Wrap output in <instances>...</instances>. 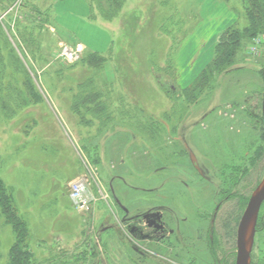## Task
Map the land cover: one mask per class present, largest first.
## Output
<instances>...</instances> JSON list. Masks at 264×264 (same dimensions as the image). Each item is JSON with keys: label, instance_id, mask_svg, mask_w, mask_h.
Returning a JSON list of instances; mask_svg holds the SVG:
<instances>
[{"label": "rangeland", "instance_id": "374dc122", "mask_svg": "<svg viewBox=\"0 0 264 264\" xmlns=\"http://www.w3.org/2000/svg\"><path fill=\"white\" fill-rule=\"evenodd\" d=\"M87 2L22 0L31 9L10 11L0 0V177L29 227L21 251L29 264H235L239 221L264 181V33L243 40L225 71L204 73L223 31L245 23L243 0H126L111 25ZM62 41L107 57L95 86L112 82L109 96L133 102L134 117L107 135L104 120L74 113L73 88L90 69L58 56ZM32 94L40 101L21 107ZM150 114L167 124L153 127ZM79 177L94 196L84 213L68 196ZM141 211L173 228L165 244L146 240ZM256 229L250 264H264V203ZM14 238L0 213V264Z\"/></svg>", "mask_w": 264, "mask_h": 264}, {"label": "trees", "instance_id": "16d2710c", "mask_svg": "<svg viewBox=\"0 0 264 264\" xmlns=\"http://www.w3.org/2000/svg\"><path fill=\"white\" fill-rule=\"evenodd\" d=\"M224 1L228 2L230 0ZM10 2H15V0H10ZM88 2L91 7V17L93 19L99 18L105 20L106 22H112L116 19L120 10L124 7L123 5L126 3V0H88ZM21 5L25 7V9H31V5L29 3H26L25 5L22 3ZM33 11L37 10L33 9ZM243 12L245 16L244 20L246 19L245 23L243 22L240 26L239 22H236L231 27L223 31L215 50V58L212 62L213 69L208 67L204 73H206L207 70L210 73L213 71H225V69L232 64V59L234 60V57L237 55L238 49H240L243 40L245 41V39L250 36L264 33V0H243ZM28 35V37L32 39L31 36L33 35L29 33ZM25 43L26 40L23 39L22 45H20L23 47ZM107 60L106 56L93 51L82 58V62L90 69L88 71L90 73L85 81L77 84L76 89L73 88V98L71 100V109L76 115H78V117L79 115L82 119L86 117L84 113L80 111L83 109V112L91 115L92 120H104V122L100 121L102 122V128H104V131L108 129L107 126L115 127L114 124L109 125V123H116L117 121L122 120V117H134L136 113L134 112L135 107L133 102L123 103L121 101L122 103H119L118 101H113L111 99L109 95L113 90L112 82H102L101 85L105 88L106 93H103L102 90L96 88L95 84L98 82L95 80V75L102 71ZM24 86L31 89L27 81L24 82ZM32 99V101H23L21 107H28L31 103H37L40 101V97L38 95L35 96L32 94ZM137 107L140 108L139 106ZM140 109L143 111L142 108ZM148 116L151 118V125L153 127H155L156 123L160 124L161 121L164 125L167 124L165 120H160L158 117H155V114H150ZM122 121L124 123L126 122L124 120ZM99 129H101V124L99 125ZM112 130H114V128L110 131ZM106 133L108 135L109 132L106 131ZM14 207L13 196L11 192L9 193L5 182L0 177V213L4 217L5 222L10 224L13 228L15 237L14 244L9 248L6 256V264H29V253L24 251L22 252L20 249L22 247V243L24 246V241L28 237L29 227L27 222H25L23 218L17 214ZM230 219V224L228 223V233H236L234 226L238 222L239 216L235 215V218L230 216ZM233 222L235 223L234 226H232Z\"/></svg>", "mask_w": 264, "mask_h": 264}, {"label": "water", "instance_id": "95a60500", "mask_svg": "<svg viewBox=\"0 0 264 264\" xmlns=\"http://www.w3.org/2000/svg\"><path fill=\"white\" fill-rule=\"evenodd\" d=\"M264 118V95L262 99ZM264 202V181L255 189L241 216L237 229V255L235 264H250V253L254 242L256 224Z\"/></svg>", "mask_w": 264, "mask_h": 264}, {"label": "built area", "instance_id": "2783aa9c", "mask_svg": "<svg viewBox=\"0 0 264 264\" xmlns=\"http://www.w3.org/2000/svg\"><path fill=\"white\" fill-rule=\"evenodd\" d=\"M21 1L22 0H17L12 7H16ZM59 46L58 56L65 57V59L72 63L78 61L82 57L84 48L81 45L74 47L65 42H61ZM69 198L79 212L84 213L90 210L94 196L90 194L85 178L79 177L70 183Z\"/></svg>", "mask_w": 264, "mask_h": 264}, {"label": "flooded vegetation", "instance_id": "af4514ba", "mask_svg": "<svg viewBox=\"0 0 264 264\" xmlns=\"http://www.w3.org/2000/svg\"><path fill=\"white\" fill-rule=\"evenodd\" d=\"M220 205L221 204H219L215 208V213L213 214V217L210 220V231L212 230L213 224L215 222V216L220 208ZM129 212L130 211L126 209L125 213H129ZM136 215H137L136 222H139V225H141L140 221L144 222L145 226L150 229L151 233H149L148 235H144V237L147 238L146 239L147 241L155 243L156 245H160V244L163 245L165 244L164 242L173 234V228L171 229L168 228L169 225L163 220V215L159 214V211H155L151 213H147V212L143 213L141 211V212L136 213ZM132 220H129V221H132ZM122 221L123 223L129 222L127 217H125ZM137 226H138V223H137ZM130 229L131 231L135 230L133 226L130 227ZM256 232H255V235H256ZM144 239H141V240H144Z\"/></svg>", "mask_w": 264, "mask_h": 264}, {"label": "crops", "instance_id": "0c3cea01", "mask_svg": "<svg viewBox=\"0 0 264 264\" xmlns=\"http://www.w3.org/2000/svg\"><path fill=\"white\" fill-rule=\"evenodd\" d=\"M84 1H86V0H84ZM88 3V2H87ZM14 4V3H13ZM89 5V4H88ZM12 7V6H11ZM11 7H10V11H12V10H14L15 8L14 7H12V9H11ZM90 7V6H89ZM107 24H112V22H106ZM49 24V23H48ZM50 26V28H53L54 29V27H53V25L52 24H50L49 25ZM13 30V32H14V30H15V27L12 29ZM18 38H19V35L17 36V39L16 38H14L13 37V39H10L11 40V42H12V44H13V46H14V48L15 49H17L18 51L20 50V44L22 45V43L18 40ZM79 44H81V43H79ZM84 48H85V50H87V47H85L83 44H81ZM59 118L60 119H62V120H64V117L61 115V114H58V115H55V117H54V119L55 120H57V121H59ZM64 132V131H63ZM71 141V140H70ZM72 142V141H71Z\"/></svg>", "mask_w": 264, "mask_h": 264}]
</instances>
